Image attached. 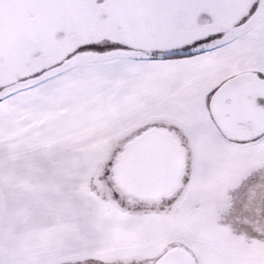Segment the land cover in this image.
I'll return each instance as SVG.
<instances>
[{
  "label": "snow or ice",
  "instance_id": "snow-or-ice-1",
  "mask_svg": "<svg viewBox=\"0 0 264 264\" xmlns=\"http://www.w3.org/2000/svg\"><path fill=\"white\" fill-rule=\"evenodd\" d=\"M261 183L264 0H0V264H264Z\"/></svg>",
  "mask_w": 264,
  "mask_h": 264
},
{
  "label": "rangeland",
  "instance_id": "rangeland-1",
  "mask_svg": "<svg viewBox=\"0 0 264 264\" xmlns=\"http://www.w3.org/2000/svg\"><path fill=\"white\" fill-rule=\"evenodd\" d=\"M255 188H257L261 193H264V183H261L259 185L254 186ZM27 218V213L25 212L22 216H21V220L20 222L23 223L24 219Z\"/></svg>",
  "mask_w": 264,
  "mask_h": 264
}]
</instances>
